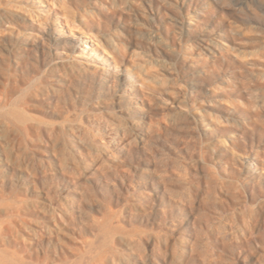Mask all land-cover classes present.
Wrapping results in <instances>:
<instances>
[{
  "label": "rangeland",
  "instance_id": "374dc122",
  "mask_svg": "<svg viewBox=\"0 0 264 264\" xmlns=\"http://www.w3.org/2000/svg\"><path fill=\"white\" fill-rule=\"evenodd\" d=\"M0 264H264V0H0Z\"/></svg>",
  "mask_w": 264,
  "mask_h": 264
}]
</instances>
